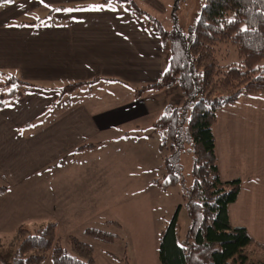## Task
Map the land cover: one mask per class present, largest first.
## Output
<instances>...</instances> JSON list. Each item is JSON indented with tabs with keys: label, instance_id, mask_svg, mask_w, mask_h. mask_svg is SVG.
<instances>
[{
	"label": "crops",
	"instance_id": "obj_1",
	"mask_svg": "<svg viewBox=\"0 0 264 264\" xmlns=\"http://www.w3.org/2000/svg\"><path fill=\"white\" fill-rule=\"evenodd\" d=\"M170 57L154 28L117 0L0 2V71L37 85L0 106L2 202L31 198L76 237L109 218L119 172L131 173L148 133L160 142L155 122L177 105L172 87L138 93L161 80ZM214 132L222 178L241 180L231 223L264 244V94L221 108Z\"/></svg>",
	"mask_w": 264,
	"mask_h": 264
},
{
	"label": "trees",
	"instance_id": "obj_2",
	"mask_svg": "<svg viewBox=\"0 0 264 264\" xmlns=\"http://www.w3.org/2000/svg\"><path fill=\"white\" fill-rule=\"evenodd\" d=\"M118 1L129 2L131 12L144 18L165 45L170 44L171 57L161 80L143 86L138 93L179 83L183 96L180 105H169L155 122L163 140L160 148L165 152L162 187L183 182L179 156L187 142L193 152V183L182 195L191 219L189 244L183 246L178 241L182 203L161 232V264H264V244L257 242L245 227L231 223L229 206L239 196L241 180L222 178L214 132L221 108L235 104L244 95L264 94V0H206L188 33L164 28L158 19H150V13L136 0ZM222 43L237 48L239 65L220 63L217 53ZM83 83L69 84L65 91ZM36 86L17 74L0 71V106ZM5 190L0 187V193ZM56 232L55 222L32 228L19 226L8 244L11 264H40L51 250L53 264H96L91 244L70 236L74 255L69 254ZM85 232L107 242L118 237L94 227Z\"/></svg>",
	"mask_w": 264,
	"mask_h": 264
},
{
	"label": "rangeland",
	"instance_id": "obj_3",
	"mask_svg": "<svg viewBox=\"0 0 264 264\" xmlns=\"http://www.w3.org/2000/svg\"><path fill=\"white\" fill-rule=\"evenodd\" d=\"M159 1L163 3L165 9H162L160 4L136 0L141 8L150 13V19H158L168 30L178 28L185 33L195 26L201 8L206 3V0ZM121 5L129 7V2H121ZM49 8L46 7V10ZM166 48L170 52L169 42L166 43ZM217 56L221 64L241 63L238 50L231 43H222ZM170 94L173 97V104L182 103L183 96L179 83L172 86ZM146 138L148 141L142 140L139 143L142 149L140 158L136 160L131 157L132 174L129 173V168L124 166L125 169L119 172L120 176L117 177L115 186L109 190L110 210L107 216L109 218H98L93 224L94 228L117 234V239L113 242L102 241L81 233V230L77 234L78 237L81 236L82 241L86 240L92 245L96 264H161L159 259L161 232L182 203L184 205L178 213V241L183 246L189 244L188 230L191 219L182 195L193 183L191 144L187 142L179 156L183 182L164 188L161 186L166 175L165 152L160 148L162 136L160 142L153 140L151 133H148ZM10 201V198L3 202L0 199L2 207L0 212L5 208L4 205L6 210H10L9 214L6 215L5 211L3 216H0V238L3 244L0 247V264H11L12 256L8 244L20 225L32 228L35 223L40 225L50 222L46 220L48 213H44L36 205H29L33 203L31 198L22 207L11 204ZM106 204L107 201L102 207ZM70 231L73 230L64 227L57 228L56 233L68 253L74 255L70 244ZM40 264H53L52 250Z\"/></svg>",
	"mask_w": 264,
	"mask_h": 264
},
{
	"label": "snow or ice",
	"instance_id": "obj_4",
	"mask_svg": "<svg viewBox=\"0 0 264 264\" xmlns=\"http://www.w3.org/2000/svg\"><path fill=\"white\" fill-rule=\"evenodd\" d=\"M5 2L11 3V2H12V0H5Z\"/></svg>",
	"mask_w": 264,
	"mask_h": 264
}]
</instances>
